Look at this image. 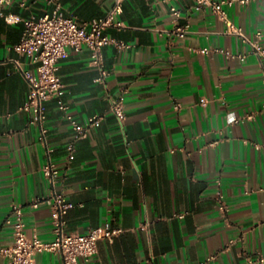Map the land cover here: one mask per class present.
<instances>
[{
  "label": "crops",
  "instance_id": "crops-1",
  "mask_svg": "<svg viewBox=\"0 0 264 264\" xmlns=\"http://www.w3.org/2000/svg\"><path fill=\"white\" fill-rule=\"evenodd\" d=\"M114 2L62 0L66 14L80 21L103 17ZM172 3L181 10L178 19L171 2L124 0L123 26L106 32L129 46L104 47L106 83L97 81L89 48L70 49L59 61L63 92L44 102L42 126L22 109L30 86L18 62L32 72L36 66L14 45L22 19L52 6L31 0L25 9L14 1L0 14V247L13 241L15 204L29 235L54 238L50 207L32 202L55 188L73 204L67 232L108 221L123 228L78 264H200L209 256L215 257L206 264H264L258 260L264 255V60L210 8L197 9L196 0ZM226 9L250 40L263 32L264 48V0ZM185 25L188 33L177 36L175 28ZM108 92L123 98L124 122L110 110ZM67 114L81 124L101 117L87 137L75 139ZM47 164L58 169L54 184L44 174ZM219 194L229 206L225 214ZM62 261L54 252L36 256V264ZM0 264L10 263L0 257Z\"/></svg>",
  "mask_w": 264,
  "mask_h": 264
},
{
  "label": "built area",
  "instance_id": "built-area-1",
  "mask_svg": "<svg viewBox=\"0 0 264 264\" xmlns=\"http://www.w3.org/2000/svg\"><path fill=\"white\" fill-rule=\"evenodd\" d=\"M14 1H17L25 9L31 7V0H0V14H4L6 6ZM35 1H44L51 5L52 9L42 16L31 14L22 19L24 29L20 41L14 45V49L21 54L28 55L31 63L36 66V72H32L26 70L18 62L19 69L30 86L28 99L22 109L33 111L35 118L32 122H38L42 126L47 117L44 102L59 96L63 92L64 83L59 75V61L67 56L70 49L79 51L84 47L89 48L91 51L90 63L99 71L97 81L106 83L110 71L105 64L104 47L109 44H114L120 48L129 45L106 32L109 27L123 26V22L118 19V16L123 12L124 0H115L107 14L94 21H80L77 16L66 14L62 0ZM163 1L171 2V12L178 19L181 16V10L172 3L174 0ZM236 1L244 5L257 0H196L195 5L200 10L207 8L213 10L226 23L227 32L237 34L250 42L264 60V48L259 44L263 32L258 30L256 32L257 40H250L243 29L229 18L226 7ZM188 31V25L175 28V33L179 37H184ZM217 50L223 51V49ZM202 51H208V49L204 48ZM239 56L242 59L245 58L244 54ZM107 100L110 110L121 122H124L127 113L123 98L108 92ZM60 108L67 111L68 106L62 103ZM176 108L180 109L181 103H177ZM100 117L99 115L93 116L86 124H81L73 116L67 114V118L75 131V139L87 137L91 127ZM246 117L252 119L253 114H247ZM46 131V128L42 127L43 135ZM67 149V158L70 163L75 151L74 142H71ZM43 171L54 184L58 169L53 164H47ZM217 200L220 211L224 214L227 213L229 206L223 194H219ZM42 203H46L51 209L54 238L44 240L38 235H29L22 219V206L15 204L13 212L17 214V219L14 223L13 241L8 246L0 247V257L8 258L10 264H36V256L43 252L60 254L63 258L61 264H78L80 258L88 261L97 254L100 240L112 241L123 232V228L113 226L110 221L102 226L90 228L85 233L67 232L65 217L73 204L68 202L64 194L55 188L47 196L33 200L32 206L37 208ZM214 257L209 256L206 261L200 264H206ZM258 260L264 263V255H260Z\"/></svg>",
  "mask_w": 264,
  "mask_h": 264
}]
</instances>
